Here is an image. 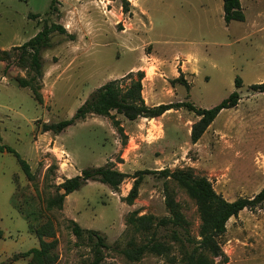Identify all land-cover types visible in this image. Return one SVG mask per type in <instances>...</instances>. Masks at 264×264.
<instances>
[{
  "label": "rangeland",
  "instance_id": "374dc122",
  "mask_svg": "<svg viewBox=\"0 0 264 264\" xmlns=\"http://www.w3.org/2000/svg\"><path fill=\"white\" fill-rule=\"evenodd\" d=\"M128 1L125 11L123 0H55L56 10L50 11L52 0H0V147L15 149L32 173L29 178L13 153L0 152V264H48L26 254L40 246L35 230L46 222L54 228L52 236L43 237L55 241L51 264H90L96 237L75 235L72 220L105 236L106 263L184 264L183 247L168 227L155 230L171 248L167 255L146 253L129 260L123 254L129 240L141 243L153 234L133 232L127 217L133 212L170 216L167 192L192 236L197 237L201 222L186 191L154 173L144 175L138 196L128 204L124 197L133 186L132 174L191 168L231 201L252 197L264 186V92L250 87L264 83V0H243L249 21L229 23L223 0H138L143 13ZM45 21L63 24L74 38L52 34L39 75L30 66L29 51L13 46L33 37ZM162 59H176V66L185 60L186 73L179 66L166 70ZM139 70L150 106L189 101L211 108L234 91L241 98L222 110L196 142L191 129L199 116L185 107L135 120L113 111L122 133L111 117L97 114L60 133L44 131L45 124L71 118L105 82ZM22 78L30 86H20ZM106 164L130 175L117 190L88 181L65 197L62 208L47 206L62 192L58 184L65 178ZM221 245L223 254L213 257V264H264V203L231 217Z\"/></svg>",
  "mask_w": 264,
  "mask_h": 264
},
{
  "label": "trees",
  "instance_id": "16d2710c",
  "mask_svg": "<svg viewBox=\"0 0 264 264\" xmlns=\"http://www.w3.org/2000/svg\"><path fill=\"white\" fill-rule=\"evenodd\" d=\"M54 4L55 0H52L50 11L56 10ZM129 6L130 1L123 0V8L125 11L129 10ZM223 9L224 20L227 23L234 20H245L246 15L243 11L241 0H223ZM39 16L40 14L29 15L32 18ZM55 32L74 38L72 34L68 33L63 24L45 21L42 28L33 37L18 45V47L13 46L14 48H21L23 51H29L31 56L30 66L39 75L42 74L43 68L42 53L53 46L51 36ZM1 52L6 54L9 50H1ZM144 76L145 74L141 70L137 72L130 71L121 78L111 79L105 82L89 94L71 118L45 124L44 131L52 130L55 133H60L68 126L85 120L89 114H97L111 117L119 132L122 133L123 127L119 119L112 113L113 111L124 115L129 120H135L138 117H159L168 110L185 107L188 110L194 111L199 116V119L192 125L191 129V139L193 142H196L222 110L237 106L241 98L238 91H234L227 98L211 108L197 107L189 101L160 103L150 106L146 103L143 96ZM175 80H182L181 76L173 81ZM183 82L188 85L186 80H183ZM18 83L22 87L30 86V82L23 78L18 79ZM235 84L237 87L242 85V79L239 76L236 77ZM250 87L252 90L264 92V83H254ZM33 89L36 99H40L38 90L34 87ZM4 148L17 157L25 174L29 178H32L29 163L12 147H0V152H3ZM149 173L172 179L195 201L201 220L199 233L197 237L191 235L188 221L180 211L178 203L167 192L166 206L170 212V216L156 217L152 214L138 215L133 212L127 217V224L133 232L145 235L153 233L151 236H146V241L141 243H137L133 239L129 240L128 246L122 249L123 254L129 260H139L146 253L167 255L171 248L157 237L155 230L160 227H168L171 228L172 238L178 241L183 247L184 264H213V257L223 254L221 238L227 230L228 220L231 217L237 216L244 209H253L264 203V186L252 197H239L231 201L218 193L213 187L212 182L206 176L196 174L191 168H176L173 170L164 168L162 170H137L132 174L131 177L134 178L133 186L129 194L124 197V200L128 204L134 202L138 196L144 175ZM129 176V174L109 164L83 168L80 174L65 178L58 184V189L62 190V192H58L55 197L50 198L47 206L49 208H62L65 197L79 190L88 181H99L109 185L113 190H117L120 184ZM71 223L72 230L78 237L84 234L96 237L94 259L90 264H110L104 261V249L108 246L105 236L96 229L83 228L74 220ZM35 232L40 240V246L30 248L26 254L32 255L35 260L41 263L48 262V264H51L55 259V255L51 251L55 246V241L48 242L43 237L54 234L52 223L46 222L42 224Z\"/></svg>",
  "mask_w": 264,
  "mask_h": 264
},
{
  "label": "crops",
  "instance_id": "0c3cea01",
  "mask_svg": "<svg viewBox=\"0 0 264 264\" xmlns=\"http://www.w3.org/2000/svg\"><path fill=\"white\" fill-rule=\"evenodd\" d=\"M131 2H132V6H133V9L134 8H139L140 6L138 5V0H131ZM241 5H242V8L245 10V6H244V3H243V0H241ZM139 12L141 13H143V12H145V10L143 9V8H139ZM246 15V14H245ZM247 21H249V17H247V15H246V17H245V20L243 21V22H247ZM264 30V29H263ZM11 47V46H10ZM9 47V48H10ZM9 48H6V49H2L1 48V50H7V49H9ZM161 59V58H160ZM163 61H165V65H164V68L166 69V70H174V68L175 67H177V66H179L180 68H181V72H183V73H186V62H185V60L183 61V64H179L178 63V65L176 66V64H175V62H176V59L174 60V61H166V60H164V59H162ZM193 66V65H192ZM130 70H137V66H132L131 68H130ZM143 96H144V98H145V101H146V103L148 104V102H151V103H153L152 102V98H147L145 95H144V93H143ZM157 104H159V103H156V105Z\"/></svg>",
  "mask_w": 264,
  "mask_h": 264
}]
</instances>
